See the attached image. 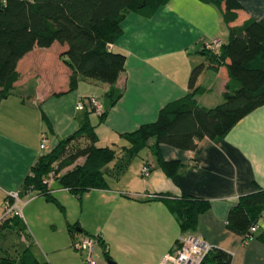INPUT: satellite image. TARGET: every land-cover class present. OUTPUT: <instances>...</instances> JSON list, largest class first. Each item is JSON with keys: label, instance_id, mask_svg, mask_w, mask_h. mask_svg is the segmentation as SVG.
<instances>
[{"label": "crops", "instance_id": "crops-1", "mask_svg": "<svg viewBox=\"0 0 264 264\" xmlns=\"http://www.w3.org/2000/svg\"><path fill=\"white\" fill-rule=\"evenodd\" d=\"M239 1L243 8L236 24L250 17L264 19V0ZM121 26L122 35L110 48L126 55L125 69L116 83L123 91L101 124L93 116H99V112L90 111L89 120L98 125L97 146L111 147L116 140L127 145L122 135L155 121L161 107L186 94L190 72L200 63L204 67L196 85L207 91L195 97L197 103L213 107L222 102L228 83L226 69H214L206 55L200 53L214 38L227 40L228 27L216 6L200 0H169L150 18L129 13ZM59 54L55 45L49 49L35 48L26 54L18 63L21 77L12 93L0 98V218L7 194L22 189L40 155L41 134L46 133L54 146L76 131L81 120L79 113L91 108L87 97H96L105 109L109 85L86 79L69 90V70ZM79 101L83 109H76ZM160 151L165 160L181 161L173 176L164 173L146 147L137 157L140 169L148 164V175L143 176L140 169L130 173L127 168L116 176L111 170L114 162L110 163L105 174L108 186L86 191L79 199L82 204L77 217H70L64 208V216L59 214L62 218L49 222L54 227L66 228L68 233V224H76L79 228L74 232L92 234L97 227L86 221L87 211L95 217L112 213L116 220L112 222L114 228L121 231L133 226L139 236H144V242L158 247L152 259L153 264H159L166 253L173 251L181 231L162 198L154 199L153 195L170 199L194 196L208 200L210 208L199 215L192 232L211 246L229 252L230 264H264V243L256 238L244 243L240 234L226 226L228 211L240 196L264 189V105L240 119L223 137L199 140L194 150L163 144ZM51 185L53 195L66 204L67 195L73 194L55 180ZM48 204L40 196H30L18 207L30 225L42 209L55 213ZM263 231L261 219L254 234ZM58 250L71 248L66 243L55 251Z\"/></svg>", "mask_w": 264, "mask_h": 264}, {"label": "trees", "instance_id": "trees-1", "mask_svg": "<svg viewBox=\"0 0 264 264\" xmlns=\"http://www.w3.org/2000/svg\"><path fill=\"white\" fill-rule=\"evenodd\" d=\"M200 1L216 6L228 27L227 40L222 42L218 52L205 47L200 51L206 55L211 67L226 69L228 83L222 102L213 107L197 103L195 97L207 90L196 85L203 63L194 66L189 75L186 94L161 107L155 121L141 124L136 130L122 135L127 145L122 146L121 156L112 147L96 145L98 136L95 129L98 125L89 120L90 111L95 110L91 107L76 131L59 140L50 151L39 155L19 190L20 197L37 191L64 211L51 190L54 180L81 199L90 189L108 186L105 174L110 163L115 161L111 170L116 176L120 175L146 147L151 150L156 164L164 173L173 176L181 161L165 160L160 151L161 145L194 150L199 140L223 137L240 119L264 105V19L250 17L236 24L243 8L239 0ZM168 2L0 0V98L4 99L12 93L21 77L18 63L26 54L35 48L49 49L55 45L59 48V58L69 70V90L76 88L79 80L86 79L109 85L105 109L99 112L98 124H101L107 116V110L121 98L123 91L116 87V83L125 69L126 55L110 48L123 33L122 21L129 13L150 18L155 10ZM76 140H83V145L76 146ZM82 158V163L61 173ZM143 166L149 168L147 163ZM54 170L57 174L50 182L46 176ZM153 198H162L169 211L175 215L181 232L194 231L199 215L210 208L208 200L194 196L170 199L155 194ZM263 210L264 189L260 188L238 198L228 211L226 226L240 234L243 240L250 233L249 228L258 223ZM18 224L23 227V233L25 225L21 217L13 215L0 219V228ZM78 228L76 224H68L71 235ZM252 234L264 243V231ZM105 254L108 258L109 254ZM231 260L229 252L212 247L200 264H230ZM0 263L40 264L29 245L23 248L18 258L0 257Z\"/></svg>", "mask_w": 264, "mask_h": 264}, {"label": "rangeland", "instance_id": "rangeland-1", "mask_svg": "<svg viewBox=\"0 0 264 264\" xmlns=\"http://www.w3.org/2000/svg\"><path fill=\"white\" fill-rule=\"evenodd\" d=\"M79 114L80 115L78 117V120L81 119V124L84 119L85 112H80ZM81 114H83V116H81ZM91 115H93V113ZM93 116H95L96 119H99L98 114ZM115 139H117V137ZM74 144H76V146H82L83 140H76ZM111 147L114 148L117 155L119 154L118 156L122 155L120 153L122 149V143H120L118 140H116L111 145ZM41 154H43V152L40 153V155ZM138 156H140V153L138 154ZM82 161L83 158L79 159L76 163L69 165V167L63 169L61 173L67 169L72 168L76 164L82 163ZM140 167L141 163L139 161V158L136 156V158L132 159V161L130 162L128 170L130 173L138 172ZM143 167L144 166H142V168ZM142 168L140 170H142ZM55 174L57 173L54 170L49 172L46 177H49L51 180L50 182H52L55 179ZM47 186H49V184ZM30 196L42 197L43 201L45 200L46 202H48V205L50 207L52 206V210L56 211H54L55 213L53 214V212L47 213L44 209L40 210V212L33 217L34 220L30 223V225L28 221L25 218L23 219L21 215L20 217L22 218L24 225L26 226H24L23 233V227L20 224L13 227L0 228V257L9 256L10 258L14 259L18 258V254L23 250V248L29 245L30 250L35 251V255L37 256L40 264H85L83 253L71 247L73 238L70 237V233H68L66 228L65 230H63L61 228L54 227V225L49 222V219H58L59 217L64 216V211H62L61 208L58 207V205H56L54 202L47 201L44 196L39 194L37 191L31 192L27 196H22L21 201L23 202ZM64 201L66 204H63V202L59 200L62 206H65V212L68 213L72 218L77 217L81 212V201L73 195H67V198ZM22 202H19V204H22ZM84 204L85 201L83 205ZM41 207L42 205L39 206V208ZM112 217V213H108L100 217H95L88 211L87 214H85L86 221L90 224L96 225L97 227L92 232V234L88 235H102V239H99L95 244L94 257L96 260V264H108V259L115 262V264H153L154 260L152 258L154 256V253H156L157 251L156 248L158 247L153 246L148 242H144V240H146L144 239V236H139V234L135 231L136 228L133 226L129 225V227L127 226L126 230L121 231L117 228H114L112 222L116 220L112 219ZM125 218L129 219L128 214H126ZM83 235H85V233L74 232V236L79 239L82 238ZM66 243L71 248V251H55L56 249H59L61 245H65ZM104 247L106 248V250H104ZM105 252L109 254L108 258ZM44 261H46V263H44Z\"/></svg>", "mask_w": 264, "mask_h": 264}, {"label": "built area", "instance_id": "built-area-1", "mask_svg": "<svg viewBox=\"0 0 264 264\" xmlns=\"http://www.w3.org/2000/svg\"><path fill=\"white\" fill-rule=\"evenodd\" d=\"M222 42L220 39L214 38L207 44L205 48L212 52H218ZM91 107H94L97 112L102 110L101 104L98 99L94 96L86 98ZM84 105L82 102H78L77 109H83ZM52 148L50 139L46 133L41 134L40 138V153L50 151ZM144 176L149 174V168L144 166L141 170ZM21 201L19 196V190L9 192L3 202V213L1 218L10 217L13 215L21 216V210L18 204ZM0 218V219H1ZM261 219H264V210L261 214ZM257 224L249 228V232L245 235L243 242L246 243L254 239L252 234L256 229ZM102 239V235L96 234L95 236L83 235L82 238L73 237L71 247L84 255L85 264H96L94 257L95 244ZM177 244L173 251L166 253L160 260L159 264H200L204 256L211 250L213 246L209 244L201 235L195 234L194 232H181L177 237ZM104 250L106 248L104 247Z\"/></svg>", "mask_w": 264, "mask_h": 264}, {"label": "water", "instance_id": "water-1", "mask_svg": "<svg viewBox=\"0 0 264 264\" xmlns=\"http://www.w3.org/2000/svg\"><path fill=\"white\" fill-rule=\"evenodd\" d=\"M114 263H115V262H113V261H111V260H110V261L108 260V264H114Z\"/></svg>", "mask_w": 264, "mask_h": 264}]
</instances>
